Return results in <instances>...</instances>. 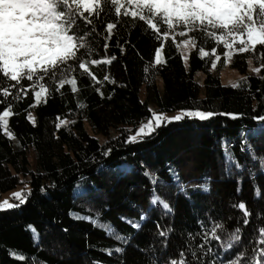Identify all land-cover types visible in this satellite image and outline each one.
<instances>
[{
  "label": "trees",
  "instance_id": "trees-1",
  "mask_svg": "<svg viewBox=\"0 0 264 264\" xmlns=\"http://www.w3.org/2000/svg\"><path fill=\"white\" fill-rule=\"evenodd\" d=\"M116 19L114 12H105L94 21L96 32L89 38L93 59L116 57L110 65L90 66L102 84L76 73L78 92L65 85L60 92L53 90L46 103H38L34 92L12 89L13 138L0 127V202L3 194L17 189L27 200L0 211V264H169L181 251L189 264H198L189 245L203 243L197 235L201 223L207 229L223 224L222 237L241 229L240 241L226 255L218 241L205 245L214 253L207 258L197 253L204 264H211L216 253L225 262L238 252L251 258L264 228V120L259 119L264 117V68L259 76L247 72L250 60L260 66L257 57L264 46L233 56L232 69L245 75L234 88L220 81L224 50L214 40L199 43L208 52L215 47L221 56L215 69L210 70L213 55L201 58L198 49L189 52L185 64L178 36L157 39L146 23L131 16L119 18L106 52V25ZM84 30L81 23L80 34ZM161 44L163 63L156 65ZM197 73L203 75L201 83ZM105 75L115 83L104 81ZM22 84L27 88L30 82ZM17 94L21 99H14ZM8 103H2L3 109ZM152 107L157 113L198 110L236 118H186L140 142H126L129 127L147 121ZM57 117L68 123L57 128ZM205 183L208 191L200 187ZM154 193L169 203L171 213L150 205ZM241 202L250 213L248 224L237 207ZM142 215L146 219L139 229L127 222L140 221ZM83 217L98 220V226ZM107 226L128 242L114 239ZM169 228L167 238L159 235ZM189 233L195 240H189ZM116 248L123 251L109 255Z\"/></svg>",
  "mask_w": 264,
  "mask_h": 264
},
{
  "label": "snow or ice",
  "instance_id": "snow-or-ice-1",
  "mask_svg": "<svg viewBox=\"0 0 264 264\" xmlns=\"http://www.w3.org/2000/svg\"><path fill=\"white\" fill-rule=\"evenodd\" d=\"M135 10L132 11L131 8ZM105 12H114L117 19L107 23L104 48L107 52L109 47L107 41L112 38L113 30L120 23V17L131 16L133 20L138 19L148 25L153 30V34L165 40L170 34L179 37H186L179 41L184 46L185 52L198 49L201 58L209 55L215 56L211 61L212 68L217 67V62L221 56L217 54L213 47L211 52L200 46L199 41L205 42L214 40L216 45H223L225 63H230L233 56L243 53H255L257 45L264 46V0H0V103H8V98L13 96L12 89L19 88L24 95L34 92L37 102L42 99L46 103V98L51 96L52 91L60 92L65 85H71L73 93L78 92L76 73L80 76L87 74L94 84H102L95 74L90 70L91 65L111 64L116 59L115 56L106 59H93L94 49L90 43V37L96 32L94 21L99 20ZM83 23L85 30L80 34L79 29ZM166 25V27H165ZM199 33V35H196ZM247 37L244 39V37ZM178 44V46H179ZM239 45V46H237ZM156 49L155 64L163 63L161 49ZM121 51L124 49L121 47ZM188 55H184L187 62ZM260 61L259 67L251 70L259 74L264 68V52L257 57ZM252 64V61H249ZM150 67H146L148 72ZM30 82L25 88L22 81ZM104 81L114 84L115 80L108 75L104 76ZM11 82H15L14 84ZM51 82V83H49ZM54 86V88H53ZM235 83L232 87H240ZM39 89V90H37ZM99 92V88L96 89ZM101 95H103L101 93ZM19 100V94L14 96ZM33 104L30 107L34 108ZM80 106V105H78ZM152 115L146 123H142L134 135L128 137L126 142L137 143L146 137L153 135L157 129L166 126L173 121L183 119H198L200 121L209 120L214 115H229L233 119L235 114L213 113L203 111L183 110L174 117H167L163 113H156L149 109ZM12 105L0 112V127L4 129L5 135L13 138L14 134L9 127V117L12 115ZM29 119L35 123V118L29 112ZM60 120L59 117H57ZM264 120V117H259ZM68 122L60 120L56 125L60 128ZM226 163H232L231 154L226 151ZM239 167V165H236ZM149 175L148 173H145ZM151 178V177H150ZM155 183V180H153ZM204 191H208L207 184L200 185ZM181 191L184 188L181 187ZM186 194V193H185ZM259 195V193H257ZM13 199L18 203H10L7 200L0 202V211L18 208L27 200V195L23 192L13 194ZM151 206H160L165 213H171L172 208L169 203L159 195L153 194L150 202ZM237 207L245 216L244 224H248L247 217L250 216L246 205L241 202ZM79 218V217H78ZM89 220L94 226H98V220L91 217H83ZM124 219V218H121ZM146 219L142 215L140 221H127L134 229L141 227V221ZM31 228V226H29ZM160 229V225H157ZM203 243L193 248L189 245V252L198 264H204V259L198 256L202 252L204 258L212 256L214 249L205 247L210 241H218L219 247L226 255L231 252L241 239V229L237 227L227 237H222L220 232L224 231V225L214 223L210 229L201 223ZM114 239L127 243V238L120 236L112 230L111 226L105 228ZM35 232V229H32ZM171 229H161L159 235L167 238ZM189 240L195 237L189 233ZM256 243L260 246L254 250L253 256L249 258L246 252H238L226 262L219 258L220 253H216L211 264H264V228L259 230V237ZM122 252V248L109 251ZM14 255H17L13 253ZM19 259H26L22 255ZM153 264H156L153 261ZM169 264H189L187 253L181 251L178 259H172Z\"/></svg>",
  "mask_w": 264,
  "mask_h": 264
},
{
  "label": "rangeland",
  "instance_id": "rangeland-1",
  "mask_svg": "<svg viewBox=\"0 0 264 264\" xmlns=\"http://www.w3.org/2000/svg\"><path fill=\"white\" fill-rule=\"evenodd\" d=\"M132 11H134V10H132ZM171 38H173V35L172 34H170L169 35ZM178 36V35H177ZM179 37V36H178ZM186 37H179L178 38V41H177V44H179V41H181V40H183V39H185ZM247 37L245 36L244 37V39H246ZM222 46V48H223V45H221ZM237 46H239V45H237ZM178 48H179V51H180V53H181V55H182V58H183V60H184V55L185 54H189V52H185V49H184V46L182 45V44H179V46H178ZM223 50H224V52L225 51H227V49H224L223 48ZM224 56V55H223ZM155 57H156V54H155ZM215 59V56H213V60ZM224 59H225V61H226V57L224 56ZM232 60H233V58H232ZM232 60H231V62L230 63H224V65H223V68H222V70H221V72H220V81H221V83L222 84H224V85H233V84H235V83H238L245 75H242V74H240L237 70H235V69H232V67H231V63H232ZM184 63L185 64H187L188 63V59H187V62H185V60H184ZM217 64H218V62H217ZM254 67H256V66H254L253 64H249V66H248V74L249 75H254V76H259L260 75V73L259 74H256V73H254L251 69L252 68H254ZM210 70H213V68H212V64H211V67H210ZM195 78H196V80H197V82H199V83H201L202 82V80H203V75L201 74V73H197L196 75H195ZM141 97L142 98H144V91H143V89H142V93H141ZM0 99H2V97H0ZM3 107H2V103H0V112H3ZM152 110L154 111V112H156L155 111V109H154V107H152ZM181 111H183V110H175V111H172V112H169V113H163L164 115H166L167 117H174V116H176V115H178V114H180L181 113ZM157 113V112H156ZM32 115V117H33V114H31ZM29 116V115H28ZM147 121H145V122H143V123H146ZM142 124V123H141ZM141 124H139V125H137L135 128H133V127H129V130H130V132H131V135H134L135 133H136V131L139 129V127L141 126ZM130 135V136H131ZM31 160H33L32 159V157H31ZM18 192V189L17 190H13V191H10V192H7V193H5V194H3L2 195V202L3 201H5V200H7L8 202H10L11 203V201L10 200H12L13 201V199H11V198H13V194L14 193H17Z\"/></svg>",
  "mask_w": 264,
  "mask_h": 264
}]
</instances>
